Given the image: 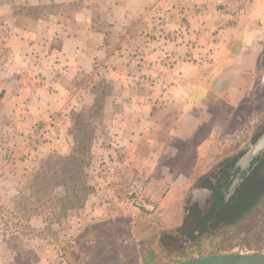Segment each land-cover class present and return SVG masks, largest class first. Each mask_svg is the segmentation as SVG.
<instances>
[{
    "label": "crops",
    "instance_id": "1",
    "mask_svg": "<svg viewBox=\"0 0 264 264\" xmlns=\"http://www.w3.org/2000/svg\"><path fill=\"white\" fill-rule=\"evenodd\" d=\"M28 1L75 8L27 14L19 25L16 0H0L1 125L27 132V165L38 166L54 150L66 151L71 116L102 95L105 133L99 139L112 145L96 140L93 152L108 169L120 158L124 178L118 180H128L108 185L110 177L97 175V190L73 213L77 220L109 217L116 203L124 204L113 193L158 166L175 128L206 107L217 83L247 68L244 55L264 27V0ZM6 142L16 141L0 138L4 159ZM119 151L124 155L117 157Z\"/></svg>",
    "mask_w": 264,
    "mask_h": 264
},
{
    "label": "rangeland",
    "instance_id": "2",
    "mask_svg": "<svg viewBox=\"0 0 264 264\" xmlns=\"http://www.w3.org/2000/svg\"><path fill=\"white\" fill-rule=\"evenodd\" d=\"M27 3L28 0H16L19 25L27 23V14L38 17L46 11L49 14L59 11L69 13L75 8L70 3L38 6ZM4 42L0 35L1 51ZM244 59L247 68H237L223 83H217V89L209 96L206 107L192 113L183 126L175 128L173 146L168 148L166 157L159 159L158 166L150 174H133V178L139 181L134 195H128L127 188H117L113 195L124 204L116 203L109 217H82L77 220L73 215L85 204L89 194L97 190V175L110 177L108 185L128 182L118 180L124 178V172L118 165L120 158L116 165L110 164L108 169V166L104 167L106 162L100 154L97 156L93 152L96 143L100 147L112 145L107 140L99 139L105 133L102 125L105 117L104 96L99 95L93 106L84 107L71 116V124L65 130L66 151L60 153L54 150L43 157L38 166L27 165V138H24L27 132L16 131V134L0 123V138L16 141L13 146L6 142L10 148L7 152L9 155L5 159L0 158V264H54L59 260L60 240L76 237L88 224L114 218L120 220L122 225L118 229L125 232L119 240L111 239L105 244L107 250H117V260L109 264H142L141 253L148 247L154 248L157 253L155 264H172L202 256L200 253L211 254L223 237L222 232L231 227L221 221L212 226L211 232L198 233V227H203L200 221L202 214L211 208L217 197V191L208 187L210 182L224 186L228 172H234L240 165L242 175L253 166V159L264 151V27ZM38 145L39 142L34 143L35 150H39ZM123 153L119 151L116 156ZM75 156L80 162L83 160L82 182L89 186L82 206L68 209L61 223L48 221V229L43 232L27 235L26 232L16 231L21 217L30 218L35 227H43L41 219L50 216L49 210L55 201L67 196L68 200L73 199L72 192L65 191V188L80 187L77 184L80 181L68 179L63 182L65 186L56 184L42 199L46 206L39 208L43 213L41 217L34 215V200H29V195L33 191L31 184L37 171H58L62 167H69ZM36 157L39 155L36 154ZM112 161H115V157ZM259 172L264 175V164ZM240 177L237 175L235 182L226 188V198L233 195Z\"/></svg>",
    "mask_w": 264,
    "mask_h": 264
},
{
    "label": "trees",
    "instance_id": "3",
    "mask_svg": "<svg viewBox=\"0 0 264 264\" xmlns=\"http://www.w3.org/2000/svg\"><path fill=\"white\" fill-rule=\"evenodd\" d=\"M261 153L253 159V164L257 163V165L240 175V182L231 197L226 198L224 191L233 183L237 172H228L224 179V181L228 180V184L224 185V188L220 186L219 191L217 190L218 186H212V182H210V187L217 191V197L211 208L202 214L200 221L203 227H198L200 228L198 233L211 232L212 226L221 221L231 227L230 230L222 232L221 236L223 237L210 253L264 250V175L258 172L264 162ZM68 166L62 167L58 171L56 169L54 171H37L32 180L33 191L29 195V200H34L32 203L33 210H35L34 215L42 217L43 213L39 208L46 206L42 202V199L48 195L46 192L58 183L65 186L66 183L63 182L68 179L81 182L77 183L81 185H79L80 187L75 185L65 188V191L72 192L73 199L68 200L67 196L64 197L65 199L55 201L54 206L49 210L52 218L43 216L41 219L43 227H35L30 218L21 217V221L16 224V231L26 232L27 235L43 232L48 229V221L55 224L61 223L60 221L66 217L68 209L82 206L84 195L89 190V186L82 182L84 178L83 160L80 162L76 156L72 157ZM119 221L114 218L91 223L83 228L76 237L65 241L60 240L59 260L54 264H109L112 260H117V250L111 252L106 249L105 244L111 239L119 240L121 234L125 232L118 229L122 226ZM200 255H204V253H200ZM141 260L142 264H155L157 260L155 249L148 247L141 253Z\"/></svg>",
    "mask_w": 264,
    "mask_h": 264
},
{
    "label": "water",
    "instance_id": "4",
    "mask_svg": "<svg viewBox=\"0 0 264 264\" xmlns=\"http://www.w3.org/2000/svg\"><path fill=\"white\" fill-rule=\"evenodd\" d=\"M261 154L264 158V151ZM237 158L238 156L236 157V159ZM256 165L257 163L253 164L250 170L254 168ZM261 167L262 166H260V168ZM172 264H264V251L263 252L226 251L219 253H211L202 256L189 257Z\"/></svg>",
    "mask_w": 264,
    "mask_h": 264
},
{
    "label": "built area",
    "instance_id": "5",
    "mask_svg": "<svg viewBox=\"0 0 264 264\" xmlns=\"http://www.w3.org/2000/svg\"><path fill=\"white\" fill-rule=\"evenodd\" d=\"M225 4H226V2H222V1L220 3V5H222V6H224ZM138 184H139V181L134 179V178L130 181V187L128 189V195H130V196L134 195V192L136 190L135 187L138 186Z\"/></svg>",
    "mask_w": 264,
    "mask_h": 264
},
{
    "label": "flooded vegetation",
    "instance_id": "6",
    "mask_svg": "<svg viewBox=\"0 0 264 264\" xmlns=\"http://www.w3.org/2000/svg\"><path fill=\"white\" fill-rule=\"evenodd\" d=\"M263 142H264V140H263ZM262 144V143H261ZM241 168H240V165H238L237 167H236V170H235V172H237V175L238 176H240L241 175ZM234 181H233V183L235 182V179H233ZM227 184H228V182H226V181H224V185L225 186H227ZM232 185V184H231ZM212 186H216V184L214 183V182H212ZM211 190H212V188L210 187V186H208ZM219 187V186H218ZM221 187H224L223 186V184H222V186Z\"/></svg>",
    "mask_w": 264,
    "mask_h": 264
}]
</instances>
